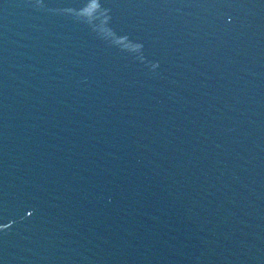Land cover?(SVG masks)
Wrapping results in <instances>:
<instances>
[{
  "label": "water",
  "instance_id": "water-1",
  "mask_svg": "<svg viewBox=\"0 0 264 264\" xmlns=\"http://www.w3.org/2000/svg\"><path fill=\"white\" fill-rule=\"evenodd\" d=\"M0 264H264V0H0Z\"/></svg>",
  "mask_w": 264,
  "mask_h": 264
}]
</instances>
